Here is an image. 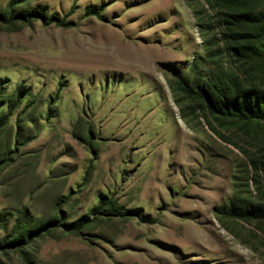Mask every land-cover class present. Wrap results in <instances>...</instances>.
<instances>
[{
    "label": "rangeland",
    "instance_id": "obj_1",
    "mask_svg": "<svg viewBox=\"0 0 264 264\" xmlns=\"http://www.w3.org/2000/svg\"><path fill=\"white\" fill-rule=\"evenodd\" d=\"M15 1L41 18L0 21V264H264V220L218 213L235 193L255 198L248 154L264 155V135L177 106L168 85L208 51L264 86V62L235 51L246 29L230 23L234 7Z\"/></svg>",
    "mask_w": 264,
    "mask_h": 264
},
{
    "label": "trees",
    "instance_id": "obj_2",
    "mask_svg": "<svg viewBox=\"0 0 264 264\" xmlns=\"http://www.w3.org/2000/svg\"><path fill=\"white\" fill-rule=\"evenodd\" d=\"M219 1L234 7L236 13L230 22L233 27L246 29L234 35L235 41L245 42V45H237L235 51L255 64V68L259 67L264 62V7L256 10L252 3L260 2L264 6V0ZM14 2L16 1L10 2L11 8L7 14H0L1 22L11 24L16 20L29 22L34 18H41V12L37 8L13 13ZM211 59L212 56L207 51L188 64L186 73L172 72L173 77L168 79V85L174 103L179 107L189 103L191 108V103H196L197 108L194 109H199L208 122L217 120L220 123L254 127L258 129L257 135H264V86L252 83V78L247 82L231 68ZM254 67L252 77L258 70ZM19 93L20 90L16 89L5 99L7 112L4 117L8 118L20 102ZM252 155L248 154L247 166L258 173L255 172L257 179L252 181L255 198H245L235 193L218 210L221 215L244 220H264V155L253 158ZM99 207L108 213H122L121 207L112 198L100 199ZM81 225L82 221L62 224L65 231L78 230ZM28 233L27 229L19 230L20 237Z\"/></svg>",
    "mask_w": 264,
    "mask_h": 264
}]
</instances>
